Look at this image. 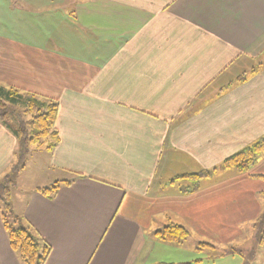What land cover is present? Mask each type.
<instances>
[{"label": "crops", "instance_id": "crops-1", "mask_svg": "<svg viewBox=\"0 0 264 264\" xmlns=\"http://www.w3.org/2000/svg\"><path fill=\"white\" fill-rule=\"evenodd\" d=\"M263 52L264 0H0V84L59 101V143L30 153L11 195L50 243L46 264H159L170 222L214 237L250 198L256 218L264 154L256 176L178 182L264 135V66L244 71ZM18 147L0 122V180ZM0 264H22L1 214Z\"/></svg>", "mask_w": 264, "mask_h": 264}, {"label": "trees", "instance_id": "trees-1", "mask_svg": "<svg viewBox=\"0 0 264 264\" xmlns=\"http://www.w3.org/2000/svg\"><path fill=\"white\" fill-rule=\"evenodd\" d=\"M264 52L261 54L263 58ZM264 66V59L253 66L252 73ZM245 77L238 78L245 80ZM59 101L55 98L40 95L38 93L21 90L16 87H7L0 84V122L8 128L18 141L19 147L15 152L16 161L10 171L0 181V214L7 230L12 249L18 254L22 264H46L51 253L50 243L33 227L19 223L18 216L14 213L12 205V187L15 185L19 172L25 167L30 153L35 150H53L60 141L57 128ZM29 116V118H25ZM264 154V135L245 146L240 151L227 157L218 168L201 170L190 174L187 182L197 184L202 178L209 177L220 168H233L240 174H254L259 157ZM75 176L81 177L80 174ZM259 177H264L260 175ZM183 180V179H182ZM180 181V180H179ZM70 184L71 181H64ZM60 182H55L49 187L41 189L48 197H54L59 189ZM255 228L259 230L258 243L264 248V210L255 221ZM157 237L166 242L181 244L189 235L187 228L179 223L170 222L156 232ZM205 247L214 249L209 242H202L196 250ZM227 250V251H226ZM216 255H240L244 262L250 264L240 250L234 247L227 248ZM254 260V259H253ZM201 259H197L200 262ZM159 264H193V263H164Z\"/></svg>", "mask_w": 264, "mask_h": 264}, {"label": "rangeland", "instance_id": "rangeland-1", "mask_svg": "<svg viewBox=\"0 0 264 264\" xmlns=\"http://www.w3.org/2000/svg\"><path fill=\"white\" fill-rule=\"evenodd\" d=\"M261 59H264L260 56L259 58L255 59H245V72L248 70H252L253 66H257L259 64V61ZM25 118H29V116H25ZM44 150V149H42ZM39 151V150H35ZM29 157V156H28ZM261 157H259L260 160ZM264 156L262 157V159ZM30 160V157L28 158ZM27 159V160H28ZM27 162V161H26ZM262 161L259 163V168L262 165ZM34 164V163H33ZM219 170H222L221 168ZM256 171V169H255ZM264 172V166L260 170ZM30 180L34 178L35 176H38L40 174H43L42 165L38 164L36 162V165H32L28 171L25 173ZM24 176V175H23ZM4 177V176H3ZM3 177L1 180H3ZM222 177V176H220ZM35 179L39 180L35 177ZM0 180V181H1ZM216 182L219 181V179H214ZM23 182V179L21 180V183ZM32 183V182H31ZM182 183L185 184L188 182L184 180H180L178 182V185ZM259 186L264 190V178H261L259 181ZM259 200L264 205V192H260L258 195ZM255 202V201H254ZM13 205V203H12ZM246 213L244 214V217H241L239 221L237 222L235 228L236 230L232 231L223 229L222 226H219L216 230L217 232L214 233V237L211 236V233L205 230L204 224L201 223H195L187 218H182L180 224L185 226L189 232L188 237L186 240H184L181 244L171 243V242H158V252L161 256H159L160 262L164 263H193V264H242L244 262V259L240 255H225V256H219L216 255L219 252L225 251L227 248L234 247L235 250H240L245 256H247L248 259H253L260 253V251L263 250L262 245L258 243L259 239V230L255 228V221L257 217L263 212L264 206L262 209V212L259 213V215L254 218V215L256 214V211L259 207L260 209V202L259 204H254L253 201L250 198L246 201ZM232 231V232H231ZM162 241V240H161ZM202 242H209L214 246L213 248L205 247L203 250L199 251L196 250L197 246H199ZM227 251V250H226ZM197 259H201L200 262H197Z\"/></svg>", "mask_w": 264, "mask_h": 264}, {"label": "bare ground", "instance_id": "bare-ground-1", "mask_svg": "<svg viewBox=\"0 0 264 264\" xmlns=\"http://www.w3.org/2000/svg\"><path fill=\"white\" fill-rule=\"evenodd\" d=\"M236 118V117H235ZM237 122V121H236ZM210 142V141H209ZM93 261V260H92Z\"/></svg>", "mask_w": 264, "mask_h": 264}]
</instances>
